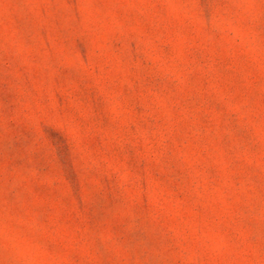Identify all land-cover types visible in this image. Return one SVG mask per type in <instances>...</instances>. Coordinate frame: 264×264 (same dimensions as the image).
I'll return each mask as SVG.
<instances>
[{"label":"rangeland","instance_id":"rangeland-1","mask_svg":"<svg viewBox=\"0 0 264 264\" xmlns=\"http://www.w3.org/2000/svg\"><path fill=\"white\" fill-rule=\"evenodd\" d=\"M0 264H264V0H0Z\"/></svg>","mask_w":264,"mask_h":264}]
</instances>
